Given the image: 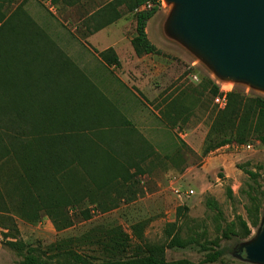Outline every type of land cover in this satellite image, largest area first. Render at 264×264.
Listing matches in <instances>:
<instances>
[{
    "label": "rangeland",
    "instance_id": "rangeland-1",
    "mask_svg": "<svg viewBox=\"0 0 264 264\" xmlns=\"http://www.w3.org/2000/svg\"><path fill=\"white\" fill-rule=\"evenodd\" d=\"M173 7L174 4L162 3L161 9L147 22L149 40L160 49L158 56L164 65L170 64L162 74L152 76L153 70L158 67L151 65L149 60L131 64L132 54L127 46L123 48L122 55L125 64L112 70L107 67L100 53L109 51L110 47L103 51L100 48L109 44L110 39L96 36L89 42L92 34L88 35L78 22L84 25L82 17L61 16L48 0H14L10 5V12L23 9L32 24L42 31L32 28L26 35L30 39L20 40L24 41V48L17 43L18 40H14L15 35L0 32V68L7 69L0 70V80L13 78L15 83H26L34 78L41 72L42 62L47 58L44 57L48 55L39 56L40 51H49L45 47L37 48L36 43L47 45L50 42L94 86L83 91V81L77 77L73 90H69V84L61 90L64 98L74 93L72 101L93 100L90 112L98 116L101 122L120 123L116 106L107 96L111 93L107 88L109 85L110 88L121 85L114 73L144 83L150 91V98L145 97L135 84L133 89L141 98H147L151 106H147L144 114L150 127L148 134L155 136L157 126H162V142L158 141V144L165 146L167 133L170 132L182 147L183 158L165 169H150L145 176L138 174L133 183L130 181L132 184H121L120 195L116 191L110 194L116 196V206L109 210L91 205L85 197L84 179L72 171V185H67L70 201L68 214L72 218V225L56 230L52 219L43 212L33 222L16 212L6 214L0 219V264H23L28 251L48 261V264H74L68 255L63 254L71 249L93 262L129 258L143 254L147 245L153 243L163 247L167 261L185 259L193 264H259L245 259L243 246L252 242L264 225V143L259 136L264 134V125L260 124V134H253L246 142L231 141L230 144L204 152L209 143H217L223 138L219 135L221 132L213 131L212 127L223 109L214 103L216 95L213 97L210 94L208 86L210 81L220 90L221 82L212 65L176 39L170 31ZM120 11L126 16V26L122 32L110 31L107 34L111 33L117 39L113 32L120 33L121 41L127 43V39L135 34V19L123 7H120ZM21 59L27 73L15 74V64H20ZM192 75L197 80H193ZM225 85L229 92L264 97L263 89L245 81L227 82ZM83 93L87 96H81ZM186 94L190 100L186 104L188 108L178 112L179 117L170 128L165 124L162 106ZM26 113L29 119L28 109ZM63 113L68 115L67 110ZM133 120L136 122L138 117L133 116ZM259 123H263V120ZM183 143L187 146H183ZM162 152L160 155L169 151L163 149ZM142 165L143 169H147L146 164L144 167ZM13 170L15 175L18 174L16 163L15 167H4L1 172ZM186 189H192L194 194L187 196ZM37 193L32 191L29 194L34 197ZM8 202H13L10 206L16 207L22 199L15 196V201ZM86 211L90 215L88 219H85ZM111 230H120L129 245L119 257L112 256L108 250ZM69 239H74L70 246L66 243ZM175 239L185 245H178ZM217 250L222 251L221 258L204 262L209 252Z\"/></svg>",
    "mask_w": 264,
    "mask_h": 264
},
{
    "label": "trees",
    "instance_id": "trees-1",
    "mask_svg": "<svg viewBox=\"0 0 264 264\" xmlns=\"http://www.w3.org/2000/svg\"><path fill=\"white\" fill-rule=\"evenodd\" d=\"M13 1L0 0V32L15 35L14 40H18L17 43H21L24 48V41L20 40L25 39L32 28L41 29L32 24L23 9L10 12ZM120 7L135 19V34L130 41L135 55H160L161 51L147 36L146 26L161 9L162 0H113L93 15L84 18L85 32L91 35L125 16ZM43 44L36 43L37 48L49 49V52L45 50L48 55L44 57L47 58L42 62L40 73L26 83H15L13 78L0 80V219L16 212L25 220L33 222L43 212L52 219L56 230H61L72 225V218L68 214L70 201L67 193V185H72V171H76L84 179L83 185L87 193L85 197L91 205L109 210L116 206V196L110 194L113 191L120 192V182L131 181L150 169H165L167 165L176 164L183 158V153L180 145L171 154L164 156L155 152L117 108L116 114L118 112L122 123L115 127L116 125L111 124L113 121L101 122L98 116L90 112L93 100L72 101L75 97L73 91V95L67 94V99L64 98L61 90L67 84L70 86L69 90H73L79 77L83 81V91L94 86L76 65L64 59L55 46H51V43L45 46ZM17 52L15 51L16 54ZM100 55L108 66L120 65L112 48ZM39 56H44L41 51ZM23 62L21 59V65L15 64V74L27 73ZM0 70L7 69L1 67ZM208 86L210 94L213 97L217 95L218 87L210 81ZM43 88H49V93L41 94ZM81 96L87 94L83 93ZM188 96L186 94L177 100L176 97L162 106L165 124L170 128L175 125L178 112L188 108ZM64 100L66 103H63ZM77 103L79 105L76 106ZM27 109L29 119L26 117ZM66 110L67 116L63 113ZM260 120L263 123H259ZM260 124L264 125V97H248L243 93L230 91L227 93L226 106L212 123L213 131L221 132L219 135L223 138L217 143H209L204 152L230 144L231 141L246 142L253 134L261 133ZM259 136L264 143V134ZM135 137H138L141 145ZM121 139L129 143V147L122 151L116 144ZM183 146L187 145L183 143ZM144 162L147 169L140 165ZM15 163L18 174L15 175V170L1 172L4 167H15ZM131 168L135 169L133 173H130ZM32 191L38 193L33 197L29 194ZM15 196H19L22 202L16 207L10 206L13 202L8 200L15 201ZM72 197L77 201L75 196ZM89 216L86 211L85 219ZM110 233L108 250L112 256L119 257L129 245L120 230H111ZM72 241L74 239L67 240V245L70 246ZM174 242H178L180 246L185 245L178 239ZM63 254L68 255L74 264H193L185 259L167 261L164 249L158 243L147 245L141 255L98 262H93L72 249ZM222 254L221 250L209 252L204 262L217 261ZM23 264H48V261L28 251Z\"/></svg>",
    "mask_w": 264,
    "mask_h": 264
},
{
    "label": "water",
    "instance_id": "water-1",
    "mask_svg": "<svg viewBox=\"0 0 264 264\" xmlns=\"http://www.w3.org/2000/svg\"><path fill=\"white\" fill-rule=\"evenodd\" d=\"M170 31L207 60L221 83L245 81L264 90V0H166ZM245 259L264 264V225L243 246Z\"/></svg>",
    "mask_w": 264,
    "mask_h": 264
},
{
    "label": "crops",
    "instance_id": "crops-1",
    "mask_svg": "<svg viewBox=\"0 0 264 264\" xmlns=\"http://www.w3.org/2000/svg\"><path fill=\"white\" fill-rule=\"evenodd\" d=\"M48 1H49V3L52 4V6L54 8H56V10L58 11V13L61 16L78 15V16L82 17L81 19H84L90 15H93L96 11L100 10L103 6H105L106 4H108L109 2H111L113 0H48ZM125 17L126 16H123L119 20H117V21L107 25L106 27L102 28L101 30L95 32V34H92L89 42H91L92 39L96 36L107 37L110 39V42H109V44H105V46L100 48V51L101 50L103 51L106 48L112 47L114 52L116 53L118 59H119L120 65L125 64L122 60V55L124 52L123 48H126V46H127L129 52L132 54L130 61H129L131 64H139V63H142L144 60H149L151 65H156L158 67L157 70H155V69L153 70L154 72H152V76L157 75L159 73L162 74L163 70H165L168 66H170V64L166 63L164 65L163 60H161L159 58V56L156 54H147V55H143L141 57L136 56L134 51H133V48L131 46V42H130L132 37L134 36V34L132 36H130L129 39H127V43L121 41L122 36L120 35V33L113 32L114 36H116L117 39L113 38L112 37L113 35L111 33L107 34L110 31H121L122 32V30L124 29V27L126 26V23H127L124 20V19H126ZM78 22H80V27L83 30H85L86 28H85V26H83L81 24V21H78ZM43 46H45V44H43ZM47 52H49V51H47ZM121 52H122V54H121ZM42 53L47 54L46 51H42ZM120 65L119 66L113 65V66H107V67H109L112 70V68L120 67ZM162 65L164 67L161 69ZM114 72H116V71H114ZM114 74H115L116 79L121 83V85H119V86L113 85V87H111V88L109 85L107 88L110 89L111 93L107 94V96L113 102V104L116 106L119 113L125 119H127L130 123H132L133 127L139 132V134H141V136L148 143H150V145L153 147L155 152H157L158 154H163V152H162L163 149H166V152L167 151H169V152L174 151L179 146V142H176L172 138V135L170 132L167 133L168 134L167 135V137H168L167 138L168 139L167 144H165V146L158 144V141L162 140V136H163L162 132H164V129L162 126L161 127L157 126L156 130L154 128V130L156 131L155 136H150V134H148V132H147V130H149L150 127H148L149 123H147L146 116H144V114L146 113L147 106L149 108H151V106L146 101V100H148L147 98H150V91H149V89H146L147 88L146 85H144V83H142V82L140 83V81H139V83L132 81L128 76H126L124 74H120V73H114ZM134 84H135V87L139 88L140 91L142 92V94L145 97H147L146 99H145V97L141 98L139 95H137V93L133 89ZM49 90H50L49 88H43L41 94H48ZM27 91L29 94V90H27ZM150 102H151V100H150ZM116 116H117V114H116ZM133 116L138 117V120H136V122L133 120ZM117 118H119V117L117 116ZM120 121H121V119H120ZM111 124L116 125L115 127H117V125H118L117 122H114ZM135 138L137 141L139 140L138 137H135ZM160 142H162V141H160ZM116 144L119 147H121L120 151L129 147V143H126L123 139L117 140ZM138 144L141 145V142L138 141ZM169 152L165 153L164 155L170 154ZM164 155H162V156H164ZM145 164H146V162H144V164L142 166L144 167ZM134 171H135L134 168L130 169V173H133ZM139 175L145 176V175H147V173L144 172V173H141ZM132 183H133V181H132ZM132 183H130V181L120 182V184H122V185H124V184L127 185V184H132Z\"/></svg>",
    "mask_w": 264,
    "mask_h": 264
},
{
    "label": "built area",
    "instance_id": "built-area-1",
    "mask_svg": "<svg viewBox=\"0 0 264 264\" xmlns=\"http://www.w3.org/2000/svg\"><path fill=\"white\" fill-rule=\"evenodd\" d=\"M193 80H197V77L195 75H192L191 77ZM226 83H221V87L219 90L218 95H216L214 97V103L221 109H223L226 106L227 103V93L229 91H227V87L225 85ZM247 148H249V146H247ZM177 193L179 192L178 190L176 191ZM185 194L187 196H191L194 194V191L192 189H186Z\"/></svg>",
    "mask_w": 264,
    "mask_h": 264
},
{
    "label": "bare ground",
    "instance_id": "bare-ground-1",
    "mask_svg": "<svg viewBox=\"0 0 264 264\" xmlns=\"http://www.w3.org/2000/svg\"><path fill=\"white\" fill-rule=\"evenodd\" d=\"M162 3H163L164 5H166V0H162Z\"/></svg>",
    "mask_w": 264,
    "mask_h": 264
}]
</instances>
